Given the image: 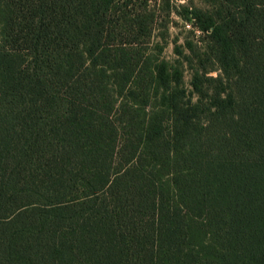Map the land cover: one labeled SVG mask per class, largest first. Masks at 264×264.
Listing matches in <instances>:
<instances>
[{
	"label": "trees",
	"instance_id": "16d2710c",
	"mask_svg": "<svg viewBox=\"0 0 264 264\" xmlns=\"http://www.w3.org/2000/svg\"><path fill=\"white\" fill-rule=\"evenodd\" d=\"M201 1L0 0V264H264V0Z\"/></svg>",
	"mask_w": 264,
	"mask_h": 264
},
{
	"label": "rangeland",
	"instance_id": "374dc122",
	"mask_svg": "<svg viewBox=\"0 0 264 264\" xmlns=\"http://www.w3.org/2000/svg\"><path fill=\"white\" fill-rule=\"evenodd\" d=\"M172 4L180 8H206V5L201 0H172ZM153 6L156 5L155 2L152 1L150 3V8H153ZM157 18L158 21L153 42L154 44L160 43L163 45L164 50L162 58L172 64L181 66L184 75V83L187 88H190L194 68L197 67V57L187 49L185 44L189 40L192 41L196 47H200L201 39L204 36L200 35L198 32H196V36H193L189 32L192 28L188 27L191 26V24L186 22L185 19L175 12L172 13L170 17H167L164 13L158 11ZM161 33H165L164 39L160 37ZM176 47H181L184 52V57L177 54ZM212 73L216 75L215 72Z\"/></svg>",
	"mask_w": 264,
	"mask_h": 264
},
{
	"label": "built area",
	"instance_id": "2783aa9c",
	"mask_svg": "<svg viewBox=\"0 0 264 264\" xmlns=\"http://www.w3.org/2000/svg\"><path fill=\"white\" fill-rule=\"evenodd\" d=\"M189 28H191V26H188ZM198 33H200V32H198Z\"/></svg>",
	"mask_w": 264,
	"mask_h": 264
}]
</instances>
